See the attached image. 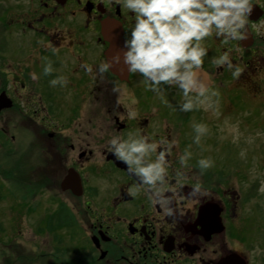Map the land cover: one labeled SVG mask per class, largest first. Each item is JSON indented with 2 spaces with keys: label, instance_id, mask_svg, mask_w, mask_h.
Here are the masks:
<instances>
[{
  "label": "flooded vegetation",
  "instance_id": "obj_1",
  "mask_svg": "<svg viewBox=\"0 0 264 264\" xmlns=\"http://www.w3.org/2000/svg\"><path fill=\"white\" fill-rule=\"evenodd\" d=\"M252 3L246 40L224 46L207 38L209 52L196 70L197 87L202 84L218 95L210 94L204 107L185 113L175 110L183 102L178 88H169L161 98L123 63L124 40L134 19L121 5L109 0H0V104L10 102L0 107V200L8 203L13 197L15 203L14 211L2 212L15 226H0V264H264L241 250L255 237L250 222L262 211L261 205L255 211L249 207L247 215L244 205L247 196H256L255 187L234 188L228 173L215 165L203 174L196 167L198 159L209 156L210 138L219 139L215 127L220 119H233L246 131L264 121V0ZM112 36L119 42L110 52ZM227 48L242 69L239 77L213 63ZM48 61L57 71L45 76ZM106 62L110 67L103 72ZM82 63L92 65L93 73H86ZM31 72L39 80H32ZM56 76L66 77L67 86H50ZM133 96L136 105L130 104ZM132 108L138 113L135 119L128 118ZM194 124L208 127L199 145L193 143ZM137 129L179 141L169 178H177V170L184 172L178 179L189 199L177 203L181 215L164 220L144 194L129 195L136 179L107 150V142ZM186 148L193 154L191 167L181 169L176 157ZM26 170L36 178L25 179ZM29 181L36 185L29 184L36 198L45 190L55 207L64 210V226L54 208L39 217L28 244L22 242L21 219ZM197 183L201 192L189 197ZM70 228L77 235L61 241L58 232L70 233Z\"/></svg>",
  "mask_w": 264,
  "mask_h": 264
},
{
  "label": "clouds",
  "instance_id": "obj_2",
  "mask_svg": "<svg viewBox=\"0 0 264 264\" xmlns=\"http://www.w3.org/2000/svg\"><path fill=\"white\" fill-rule=\"evenodd\" d=\"M109 3L121 5L134 19L124 40L123 63L130 72L139 73L147 89L161 98L169 88H178L183 102L175 110L185 113L204 107L210 94L218 95L215 91L209 94L208 87L202 84L197 87L196 70L204 65L209 52L205 46L207 38L219 39L224 46L231 41L246 40L247 24L253 12L252 0H109ZM53 51L55 53L56 50ZM114 59L119 61L120 56ZM213 63L218 69L232 70L233 77H239L242 72L240 67L233 64L231 48L214 57ZM81 67L86 73H93L92 65L82 63ZM109 67L110 64L106 62L101 71L107 72ZM54 71L57 70L51 61L44 64L43 75H51ZM29 75L32 80H39L37 73L31 72ZM49 84L52 87H66L68 80L64 76H56ZM164 102L167 103L166 100ZM138 103L133 96L130 104ZM137 115L135 108L128 112L129 119H135ZM193 128L196 133L193 143L199 145L208 127L194 124ZM235 131L237 135L233 142L239 139L238 125ZM178 147L179 141L176 139L146 134L141 129L126 135L117 133L107 142V150L126 165L127 173L136 179L129 195L135 197L144 194L153 211L164 220L165 217L181 215L177 211V203L189 199L181 193L185 184L178 179L184 176V172L177 170V178H169L174 149ZM240 154L243 157L245 152L242 150ZM192 158L193 154L188 148L176 157L181 169L190 168ZM214 165L215 161L211 158L196 161L201 174ZM201 189L199 183L193 185L189 197H195ZM261 191L264 192V186ZM157 206L160 211H157Z\"/></svg>",
  "mask_w": 264,
  "mask_h": 264
},
{
  "label": "rangeland",
  "instance_id": "obj_3",
  "mask_svg": "<svg viewBox=\"0 0 264 264\" xmlns=\"http://www.w3.org/2000/svg\"><path fill=\"white\" fill-rule=\"evenodd\" d=\"M233 121V119L228 121L227 119L222 118L216 123H219L220 125L215 127V135L219 139L216 140L215 137L214 139L210 138L212 148L208 152L209 156H207V158H211L215 161L216 169H222L224 173H228L226 176L231 179V185L234 186V188H236V185H239V187L244 190L250 189L251 186L255 187L257 191L256 196H253L252 198H248L247 196L245 198L247 203L244 205H246L247 210L250 207L253 211H255L257 205H261L262 211L257 212L254 220H251L250 222V226L255 228V231L252 233H254L256 238L251 236L250 240L247 241V244L243 246V249H241L240 246L238 247L237 243L234 244V247L238 250L241 249L249 259L259 261L264 259V192L261 191L262 186H264V121L258 128L247 131L239 126V123ZM236 125H238L239 128V139L236 142H233L234 136L237 135L235 131ZM206 138H208V135H206ZM242 150L245 152L243 157L240 154ZM24 177L25 179L33 178V180L36 178L34 177L33 172L27 170L24 171ZM240 179L247 182L241 184ZM233 182H236V184ZM30 183L32 185L35 184L34 181H29L27 187L23 189L21 219L23 227L22 242L28 244L32 242L33 234H31V229H34V227L37 226L38 221L40 220L39 217L44 214L47 215L48 211H53L55 208V215L59 218V225L64 226L62 221L64 210H58L56 208L57 202L50 197L48 198V195L46 196L44 193L45 190H42L39 194V198H36L38 196L32 192V188L29 185ZM245 184L247 187H244ZM35 186L36 185H34V187ZM13 199L14 198L11 197L8 203L4 201V198L3 200H0V226H15L14 219H10V217L2 213L9 208H12L14 211L15 203L13 202ZM248 214L249 210L247 211V215ZM39 225L43 226L42 223ZM49 225H53L52 220H49ZM68 225L69 224H66L65 226L68 227ZM55 227H58V224H55ZM69 231L70 233L65 232V230L58 232L61 241H64L63 238H66L69 235H72V237L77 235L72 228H70ZM44 238L47 239L48 236L46 235ZM39 242L44 241L39 240Z\"/></svg>",
  "mask_w": 264,
  "mask_h": 264
},
{
  "label": "water",
  "instance_id": "obj_4",
  "mask_svg": "<svg viewBox=\"0 0 264 264\" xmlns=\"http://www.w3.org/2000/svg\"><path fill=\"white\" fill-rule=\"evenodd\" d=\"M111 35H113V34H111ZM110 52H112V51H115V45L119 42V41H117V39L115 38V37H110ZM2 106H4V107H8V106H10V102H7L6 104H0V107H2ZM231 259H233V258H237V256L236 255H232L231 257H230Z\"/></svg>",
  "mask_w": 264,
  "mask_h": 264
}]
</instances>
